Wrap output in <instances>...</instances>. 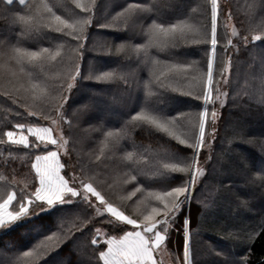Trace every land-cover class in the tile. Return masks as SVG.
Listing matches in <instances>:
<instances>
[{"label":"trees","instance_id":"obj_1","mask_svg":"<svg viewBox=\"0 0 264 264\" xmlns=\"http://www.w3.org/2000/svg\"><path fill=\"white\" fill-rule=\"evenodd\" d=\"M79 2L89 7L95 3L96 18L100 23L110 25V28L103 30L94 25L89 30L92 36L89 47L93 44L102 45L104 52L111 49L112 54L94 55L86 52L83 61H76L81 64L85 76L91 75L90 65L97 71L122 75L120 65L127 63L122 60L135 55V44L145 43L140 39V29L148 31L153 20L156 23L163 21L166 27L174 24L177 30H183L188 40H181V46L174 49V56L170 59L163 50L152 53L160 61L155 69L156 73L170 74L165 80L170 88L190 91L193 95L200 91L206 72L205 53L210 50L209 0ZM137 3L145 7L144 12L137 14L131 10L125 11L128 5ZM33 5L35 7L28 20L34 21L40 30L21 36L24 22H14L9 17L14 13L23 14ZM45 5H56L57 14L63 16H71L79 11L73 0H26L24 5L16 0L11 5L6 0H0V48L12 49L19 46L32 51L49 48L53 54H60V58H49L35 70L30 66L24 69L25 73L42 72L48 82L43 93L30 90L32 84L40 81L30 80L20 71L19 65L8 64L0 59V140L7 141L4 133L18 123L49 122L52 125V121L56 120V127H61L68 139V148L77 152L75 160L80 164L79 167L81 168L82 162L87 164L88 161L89 165L93 163V167L90 166L86 173L94 176L99 189L108 192L113 187L110 183H114L117 176L122 179L123 174L128 171V176L125 177L129 179L126 191L123 188L127 194L120 196L122 200L115 196L111 198L107 193L111 202L119 205L130 203L131 206L137 203L139 206L144 205V208L150 207L149 194L159 193L161 186L174 179L160 175V170L165 164L171 165L180 160L179 155L185 156L184 148L155 128L133 126L130 118L141 108L169 117L182 113L179 125L183 128L188 124L189 116L202 108V99L196 101L191 96L172 92L147 98L141 88L130 87L121 81L97 82L94 77L91 80L78 78L69 94L68 109L63 119L50 111L46 112L48 118L45 119L40 114L41 110L51 100L58 99L59 95L50 90L57 88L66 79L71 82L68 72L72 71L71 61L74 59V45L67 44L58 33L44 26L49 19L45 15ZM217 16L219 39L214 65L215 79L219 81L222 59L227 56V83L221 89L223 92L226 87L224 93L227 96L223 97V107L215 104L220 113L215 125L216 137L214 140L209 137L211 147L206 144L212 152L211 166L206 167L205 176L198 179L195 194L190 200L191 212L188 211V215H194L195 222L189 230V242L197 264H226L227 261L244 257L247 258V264H264V230L260 229V222L264 219V186L260 184V175H264V131L254 132L247 127L244 133L241 130V122L246 125L263 122L262 117L254 120V114L264 113V103L261 102L264 94V41L252 42L251 36L264 35V30L256 31L264 24V6L261 0H218ZM232 23L234 28L239 29L241 37L248 36L250 42L245 45L242 43L243 39H240L226 49L225 46L231 39L228 28ZM18 37L24 42L20 43ZM206 40L209 42L205 43ZM226 50L228 55L225 56ZM56 66H61L62 70L57 71ZM140 75L147 79L146 72H141ZM64 87L67 88V84ZM5 92L11 93L13 97L18 96L23 106L13 103ZM213 94L215 97V91ZM77 109L81 110V116L73 118ZM208 109L211 112L212 106ZM29 111H35L36 116H27ZM97 111L100 112L96 113ZM208 120L210 122L211 119ZM208 127L206 124L207 129ZM171 128L172 125L170 131L173 134L187 137L186 131L181 128L179 130L178 125L173 127L174 132ZM113 144L120 150H115ZM206 145L203 154H206ZM260 153L262 156L257 161ZM35 154L23 145L0 143V196L4 195L9 183L16 184L15 190L19 192L32 182L30 166ZM130 157H135V162ZM202 159L201 157V161ZM130 162L133 167L139 164L140 182L131 179L130 169L125 166ZM79 207L76 201L57 204L40 211L39 216L26 217L10 227L0 228V264H95L93 249L87 243L94 231L90 230L92 226L82 232L73 229L75 235L70 240L60 247H56L55 241L52 242L53 250L38 259L35 256H23L24 252L31 251L43 237L57 231L61 222L73 212L65 221L71 228L72 220L78 216L76 210ZM40 217H46V222H38ZM29 220L32 221L30 227H17ZM113 234L116 233L109 232V235ZM248 234H252L254 238L245 245L241 240ZM100 243L103 244L104 241L100 240ZM56 259L58 263L55 262Z\"/></svg>","mask_w":264,"mask_h":264},{"label":"snow or ice","instance_id":"obj_2","mask_svg":"<svg viewBox=\"0 0 264 264\" xmlns=\"http://www.w3.org/2000/svg\"><path fill=\"white\" fill-rule=\"evenodd\" d=\"M13 0H7V4L11 5ZM20 5L25 4V0H19ZM75 8L79 9L71 16H63L57 14L56 5L48 6L46 8V16L49 18L44 25L51 31L59 34L61 38L67 41V44L74 45L72 52L74 59L72 63V71L68 72L69 82L67 79L61 83L57 88L50 91L58 92V99H53L41 110V115L45 119L48 118L46 112L50 111L52 114L59 115L63 119L68 109L71 90L74 87L78 78L93 79L97 82L106 81H121L124 84L141 88L147 98H153L163 95L167 92L178 93L183 96H191L193 100H203L204 110L198 114V130L194 131L190 137L182 138L180 135H175L170 131V125H179L183 114L169 117L158 114L148 108H141L135 115L131 116L133 126L141 128H155L162 133L167 134L171 139L176 140L179 145L184 148V159L177 160L174 164H165L160 170V175H167L174 177L169 184L161 186L159 193H150L149 201L150 207H145L140 216H129L125 214L124 210L114 206L106 198V193L99 190V185L93 175H87L85 171L76 172L78 165L72 166L73 174L68 175V167L61 163L59 145L61 143L55 137L54 129L51 127H33L30 124L19 123L15 125L14 131H7L4 136L7 141L0 140V143H11L13 145H23L24 148L31 149L36 154L34 161L31 163L32 182L26 188L17 192L16 184L9 183L7 190L3 196H0V228L14 224L20 220L30 216H39L40 211H44L49 207L57 204H66L76 201L80 207L76 211L78 216L72 220V227L69 228L65 222L68 217L72 215L71 212L64 221L61 222L57 231L52 232L51 235H46L43 240L39 241L33 246L31 251L23 253L24 257H33L37 259L42 255H46L52 251V242L55 241L56 247H60L68 240H70L76 232H82L89 226L95 225L96 217L92 215L93 212L98 211L101 207L105 209L107 214L105 223L100 227H96L95 231L91 233L88 240V246L92 247V256L95 264H162L155 257L164 243L170 242V233L174 226H177L178 220L182 222L183 230V256L178 259L176 264H197L193 258L191 246L189 242V230L191 225L195 222L194 215H185L184 208L189 206L191 212L190 200L195 194L197 181L199 178L205 176L206 167L211 166L212 157L209 156L204 165L201 164V157L206 144L211 147L209 143V134L207 132L206 124L212 127V139L216 137V123L220 118L219 110L215 107L211 110V120H208V105H215L217 102L221 107L225 104L223 97L227 93L221 92L219 87L214 85L219 84L220 81L215 79V61L218 47L217 35V0H211V37L210 45L211 51L206 52V71L207 81L201 82L200 91L194 95L188 91H179L177 88H170L165 80L169 78L170 74L159 73L155 69L160 63L157 57L152 55L153 52L163 50L170 59L173 55L174 49L181 46V40L187 41L188 37L183 30H177L176 25L166 27L165 23L161 21L156 23L152 21L148 31L140 29V39L144 40V44H135V55H129L127 59L122 60L120 71L122 75L117 76L115 72L97 71L90 65L91 75L85 76L82 73L80 63L76 61H83L86 52H92L94 55H111V49L108 52L103 51V46L93 44L89 47V40L92 39L90 29L95 25L98 29H108V23H100L95 14V3L92 7L87 4H81L79 0H73ZM264 6V0H261ZM35 5L29 7L23 14L14 13L9 18L15 21L24 22V31L21 36L34 33L39 29L34 21H29L28 17L32 13ZM131 10L134 13H142L145 7L142 4L128 5L125 11ZM148 19V18H147ZM147 19L145 23L147 24ZM264 30V24L256 31ZM235 35V33H233ZM20 43L24 41L18 37ZM251 41H264V35H252ZM208 43L209 41H204ZM250 42L248 36H244L242 43L248 44ZM193 43H200L193 41ZM231 39L228 40L225 48L232 45ZM225 55H228L227 50ZM49 58L56 60L60 58V54H53L49 48H40L37 51H32L28 48L14 47L8 49L7 47L0 48V59L5 60L8 64H16L20 66V71L27 75L30 80L40 81L31 86V91H39L43 93L48 87L47 79L44 78L42 72H24L26 67H31L35 70L38 66H42ZM167 62V61H165ZM146 72L147 79L141 77L140 73ZM227 82L226 77H223ZM67 84V88L64 87ZM213 91L216 96L213 100ZM5 95L13 101V103L23 106L20 98L13 97L11 93L5 92ZM63 101L64 103H61ZM261 102L264 103V94L261 96ZM35 111L27 112V116H36ZM17 115H24L17 113ZM81 110L77 109L73 113V118H79ZM56 124V120L52 121ZM27 133V134H26ZM64 154L69 155L67 149V141L64 142ZM49 146H57V150H49ZM117 151L120 149L115 144L112 145ZM132 162H135V157H130ZM130 169L129 175L131 179L140 182L139 164L136 167L132 163L125 165ZM63 173V174H62ZM67 177V178H66ZM253 182H255L253 180ZM260 184L264 186V175H260ZM30 189V190H29ZM137 191H140L138 189ZM135 195V193H133ZM154 198V199H153ZM130 199V198H129ZM11 209V210H10ZM46 217H40L38 222H46ZM32 221L24 224H18V228H28ZM130 226V230L128 229ZM107 228L109 231H102ZM260 229L264 230V219L260 222ZM180 228L177 227V232ZM109 232H114L116 235H109ZM123 233L119 235V233ZM101 237H104V243L101 244ZM254 237L248 234L241 243L247 244ZM99 245V247H96ZM226 264H247V258L227 261Z\"/></svg>","mask_w":264,"mask_h":264},{"label":"rangeland","instance_id":"obj_3","mask_svg":"<svg viewBox=\"0 0 264 264\" xmlns=\"http://www.w3.org/2000/svg\"><path fill=\"white\" fill-rule=\"evenodd\" d=\"M16 1L19 3V0H16ZM217 5H218V0H217ZM181 6H182V4L179 5V7H181ZM209 6H210V12H211V9H212L211 0H209ZM228 31H229V34L231 36L232 41H235L236 40L235 42H233V44L234 43H237V41H239L240 39L241 40L243 39V37H241V33L238 32L239 29L233 27V23H232V25L229 26ZM233 33H235V35ZM209 49L210 50H208V52L211 51V45H210V48ZM228 60H229V58L227 56L226 57H223V59H222V67H221V70H220L221 76L218 79L220 81V83H219V85L217 84L218 87L220 88V90L225 86V83H227V82H225V80L223 79V77H226V79H227L228 68H229L228 67ZM55 69L57 71H61L62 70V67L61 66H56ZM206 81H207V71L205 72L204 83H206ZM217 85L215 87H217ZM224 89H223V92H224ZM213 100H215L214 94H213ZM217 104H219V103L217 102L216 105ZM209 106H212V108L215 107V105H212V104L208 105L207 107L209 108ZM204 107L205 106L203 105V100H202V108L200 109V111H203L204 110ZM200 111H198V113L197 112L196 113H192L189 116V118H188V121L189 122H188V124L185 127L182 128V126L180 127V125H178L179 130L181 128V130L186 131L185 132V136L190 137L194 131L198 130V124H199L198 114H199ZM98 112H100V111H97L96 113H98ZM254 115H255L254 116V120L257 121L260 117H262L263 122L258 123V124H253V125L252 124L246 125L245 123L241 122V124H242L241 125V128H242L241 130H242L243 133H244V130H245L246 127L249 128V129H251V130H253L254 132L264 131V113L259 112V113H255ZM208 116H209L208 119H211V112L210 111H209V115ZM24 124H26V125L27 124H30V125H32L34 127H51V128L54 129L55 137L58 140L61 141V143L59 145L61 163L66 164V166L68 167V175L73 174V172H72V166L73 165H78V167L76 168V172L77 173H79L80 170H83L86 173L87 169H89L90 166L93 167L92 166L93 163L91 165H89L90 163H88V161H86L87 164H84L82 162L81 163V168L79 167L80 164H78L76 162V160H75V157H76L77 152H74L72 149L68 148V139H67L66 136H64V134H63V132L61 130V127L58 128L53 123H52V125H50L49 122H47V123H24ZM174 126H176V124H172V128L171 129H172L173 132H174V129H173ZM14 130H17V129H15V127H14L12 129H8L7 131H14ZM212 131H213L212 127L209 126L208 129H207V132L210 135L209 136L210 138H212ZM65 141H67V149H68L69 155H65L64 154V147H65L64 142ZM206 147H207L206 154H203L202 155V158H203L202 161H201V164L202 165L205 164V162L208 160V157L210 155L212 157L211 148H208V145H206ZM49 150L55 151V150H57V146H49ZM149 152L152 153L151 151H149ZM36 154H42V153H36ZM166 154H168V152H166ZM35 155H34V157H35ZM259 155L260 156L257 157V161L262 156L261 153ZM34 157H33V161H34ZM179 158H180V160H183L184 159V156L179 155ZM255 159H256V157H255ZM127 172L128 171L126 170L125 174H123L124 177L122 179L117 176V178L115 179V182L114 183H110V184H113V187L111 189H109L108 192L102 190L103 192H106V198L109 201H110V199L108 198L109 195H110L109 197H111V198L114 197V196L121 198L120 196L122 194H127L125 192L126 191V185L129 182V179L128 180L125 179V177L128 176V173ZM123 188H124L125 191L123 190ZM99 190H101V189H99ZM114 192L116 193L115 195L112 194ZM113 205L119 207L121 210H124L126 215L133 216V217L140 216L141 213L145 209L144 208V205L139 206L137 203L136 204H133L134 206H131L132 204H130V203L127 204V205H119V204L113 203ZM263 207H264V202H263ZM188 211H189V206L186 205L185 206V209H184V214L185 215H188ZM92 215L96 217V223H95V225H92V227H91L90 230H94L95 231V228L96 227H100L103 223H105L107 214L105 212V209L103 207H101L100 209H98V211L93 212ZM11 225H8V226L3 227V228L10 227ZM177 227L180 228V231L179 232H177ZM104 230H108V229L107 228H103L102 231H104ZM125 230H130V226H129L128 229H125ZM122 234L123 233H120L119 235H122ZM113 235H116V234H113ZM101 240L104 241V237H101ZM182 256H183V230H182V222L178 220L177 226H174L172 228L171 233H170V242L164 243V244H162L160 246V249L158 250L155 258L158 261H162V264H176V261L178 259H182ZM55 262L58 263V259H56Z\"/></svg>","mask_w":264,"mask_h":264},{"label":"crops","instance_id":"obj_4","mask_svg":"<svg viewBox=\"0 0 264 264\" xmlns=\"http://www.w3.org/2000/svg\"><path fill=\"white\" fill-rule=\"evenodd\" d=\"M34 127V126H33ZM11 210V209H10Z\"/></svg>","mask_w":264,"mask_h":264}]
</instances>
